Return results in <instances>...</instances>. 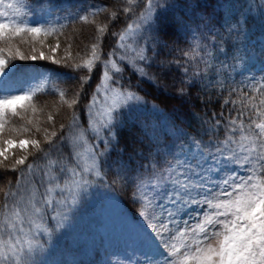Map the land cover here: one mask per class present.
I'll list each match as a JSON object with an SVG mask.
<instances>
[{
  "label": "snow or ice",
  "instance_id": "snow-or-ice-1",
  "mask_svg": "<svg viewBox=\"0 0 264 264\" xmlns=\"http://www.w3.org/2000/svg\"><path fill=\"white\" fill-rule=\"evenodd\" d=\"M0 179V264H264V0H0Z\"/></svg>",
  "mask_w": 264,
  "mask_h": 264
},
{
  "label": "trees",
  "instance_id": "trees-1",
  "mask_svg": "<svg viewBox=\"0 0 264 264\" xmlns=\"http://www.w3.org/2000/svg\"><path fill=\"white\" fill-rule=\"evenodd\" d=\"M29 2H33V0H29ZM40 0H35V3H39ZM73 3H77L79 2V0H72ZM228 2H233V0H221V3H228ZM259 36H260V28L259 26H257L256 28L253 29V34H252V42L255 44V46H259ZM25 39H28L27 37H25ZM20 42V38H16L14 43L19 44ZM46 44L48 43H55V41L53 40V38L49 37L46 42ZM20 48L21 51H28L29 45L28 44H20ZM63 48H64V43H63V37H61V49L60 51L57 53V55H62L63 54ZM45 51H47V48H45ZM144 87L151 92L153 95H157L159 96L160 93H158L155 89L152 88V86L150 84L145 83ZM53 99L52 97H42L41 101H36L33 100V103L36 104V106L39 108L42 106L43 101L44 100H51ZM37 117L41 120H43V116L40 115V113L38 112ZM3 179H0V187H3ZM126 201V198H124ZM105 201L104 202H100L97 203L94 207L93 210L89 211L85 216L84 219L82 221V225H81V231L85 233V236L89 239H94L97 242H99V240L101 239V234L98 230V226L99 223L101 221V209L104 206ZM124 206H127L130 214L134 211V209L132 208V206L130 204H123ZM88 234H91L90 236Z\"/></svg>",
  "mask_w": 264,
  "mask_h": 264
},
{
  "label": "rangeland",
  "instance_id": "rangeland-1",
  "mask_svg": "<svg viewBox=\"0 0 264 264\" xmlns=\"http://www.w3.org/2000/svg\"><path fill=\"white\" fill-rule=\"evenodd\" d=\"M121 208L122 206L105 201L101 209L100 214L102 215L98 230L106 242L118 244L127 231L128 225L121 214Z\"/></svg>",
  "mask_w": 264,
  "mask_h": 264
}]
</instances>
